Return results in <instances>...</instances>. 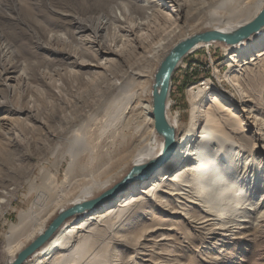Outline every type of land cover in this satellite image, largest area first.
Returning <instances> with one entry per match:
<instances>
[{"label":"bare ground","instance_id":"6f19581e","mask_svg":"<svg viewBox=\"0 0 264 264\" xmlns=\"http://www.w3.org/2000/svg\"><path fill=\"white\" fill-rule=\"evenodd\" d=\"M5 2L8 12L2 11L7 21L4 26L23 35L25 40L20 45L26 48L28 40H32L38 49L66 55L67 63L77 67L80 75L69 85L101 83L106 103L102 134L96 137L88 128L90 121L81 124L83 114L76 109L83 96H67L63 86L52 84L55 94L39 98L45 104L43 112H39L38 99L34 97L26 106L13 107L0 95V111L11 114L0 117L5 124L0 125V135H9L14 144L36 145L38 141L32 133L39 129L43 136L40 140L53 149L54 167L59 166L60 155L63 157V146L68 156L64 177L58 184L54 176L46 173L35 188H30L33 200L3 234L2 250L7 252L3 264L12 262L17 256L15 251L66 212L48 240L22 264H127L126 255L137 259L138 263L131 264H143L148 261L143 258L151 252L159 254L154 250L157 246L150 245H163L175 236L181 238V232L172 224L179 216L195 236L206 239L218 235L222 242L237 248L240 243L264 235V210L249 214L256 210L245 203L253 198L252 192L237 191L234 180L239 175L237 161L242 156L238 153L246 152L242 146L248 140L253 141L254 152L264 160V84L262 93L250 85L256 75L264 74V25L233 44L198 41L177 61L175 69L188 55L211 47L222 48L226 56L225 70L215 69L214 80L206 79L186 89L189 107L185 122L171 111L168 99L167 126L157 129L153 101L157 71H147L149 62L161 64L178 43L194 35L212 30L233 33L250 23L262 11L264 0H210L200 2L201 7L194 0ZM185 7L188 10L183 13ZM136 8L141 10L143 20L130 23L127 16H132ZM161 17L172 21L153 22ZM65 19L72 30L61 29ZM110 27H118L129 36L117 43L142 53V60L136 66L128 64L119 79H110L111 73L106 70L116 57L123 56L119 43L106 42ZM4 33L0 29L2 57L13 50L11 39ZM95 46L104 61L92 56ZM15 73L13 63L1 67L3 85L11 92L22 75ZM20 119L26 121L25 131L17 128ZM251 131L253 134L247 136ZM105 132L108 134L103 135ZM86 136L94 140L87 150L83 144ZM172 147L174 151L141 179ZM242 168L246 170L245 163ZM256 183L255 189L263 191V196L264 182ZM249 187L244 184L240 189ZM117 192L121 194L113 197ZM91 200L95 201L93 205L85 207ZM260 200L264 203V196ZM184 242L181 246L189 247ZM207 257L205 264L231 261L227 256ZM177 261L164 257L151 263L180 264Z\"/></svg>","mask_w":264,"mask_h":264},{"label":"rangeland","instance_id":"374dc122","mask_svg":"<svg viewBox=\"0 0 264 264\" xmlns=\"http://www.w3.org/2000/svg\"><path fill=\"white\" fill-rule=\"evenodd\" d=\"M194 1L196 6L201 7L202 5H200V2L202 3L210 0ZM142 3L143 1H141L140 5H142ZM5 4V0H0V29L4 30L5 38L9 37L11 39L13 43V50L7 56H0V71L2 66H6L7 63H13L16 65L15 75H19L20 72H22V75L18 78V83L16 84L14 91L11 92L3 85V80L0 74L1 97L10 101V104L11 106L13 105V107L26 106L29 98L34 97L38 99L36 107L39 108V112H43L45 111V104L40 102L39 98L42 95L52 96L55 94V87L52 86V84H57L59 87L63 86L64 92L67 96L71 97L77 93L78 95L83 96V99H80L78 107H76L78 112L83 114V121L81 124L84 122L86 123V120L90 121V125L88 127L90 133H94V136H98L99 133V135H101L102 133L100 127L103 125V122H105L103 109L106 103V90L103 87V84H85L81 87L70 86V81L78 78L80 75L77 67L71 66L67 63L65 60L66 55L60 54L56 56L47 49H38L32 40H28L29 43L26 48L22 47L20 44L25 40L23 35L14 33L7 27L8 25L6 26L7 28L4 26L7 21L6 17L3 16L6 14L2 11L8 12L6 8L7 5ZM187 8H184L183 13L188 10ZM133 10V15L127 16V21L130 23H136L143 20L141 10L138 8ZM77 13H80V16L84 15L78 10ZM174 18L177 17L174 16ZM65 20L66 21H63L64 23H62L61 29L72 30V25L69 21H67V19ZM161 21H167L170 23L172 20L169 17H167V19L165 17H161L157 18L153 22L160 23ZM152 25H154V23H152ZM120 31L121 30L118 29V27L108 28L106 31V42L108 44L118 45L119 42L117 43V41L119 39H125L126 37L129 38V36H125V33H122L123 31ZM55 44L60 46L58 43ZM119 45H121V43H119ZM95 47L92 49V56L97 55L101 61H104L99 56L100 50L97 46ZM133 49L134 48L131 46H119V53H122L123 56L121 59L118 57L115 58L114 56L115 60H113L111 65L106 69L108 73H111L109 74L110 79L121 78V74H123L128 64L136 66L138 61L142 60L141 50ZM124 58L125 60L123 61L122 59ZM225 58L226 56L222 48L211 47L209 49L199 50L194 54L188 55L185 60L173 71L169 91V100L172 104L171 111L179 114L183 122H185L188 117L189 107V103L186 99V89L192 84L205 81L206 79L214 80L215 69L220 72L225 70L226 66L223 63ZM159 65V62H149L147 71L149 72L153 68L154 71H157ZM24 75L25 78L23 79ZM94 81H96V79ZM263 84L264 74H258L255 78L250 80V85H252L253 90L257 93H262ZM5 114V111H0V117ZM6 115L10 116L11 114ZM56 119L57 114L53 120L55 121ZM25 122L26 121L24 119H20L17 124V128L25 131V128H23L24 126L27 128V124ZM0 125L5 126L3 122H0ZM105 133L103 135L108 134ZM28 134L30 135V133ZM77 134H79V132H77ZM252 134L253 133L251 131L246 135L251 136ZM32 136L36 137L38 141L37 144L34 145V143H30L29 146H26L24 143L14 144L13 140L9 139V135H0V264H3L5 258L7 257V252L2 250V246L4 245L3 234L8 229L9 224L17 222L19 213L21 211H25L30 202L33 200L34 193L31 192L30 188H35V186L40 183L42 176L46 173V175L49 174V176H54L55 184H58L64 177L63 172L68 161V156L65 154L66 146H63V150L65 149L63 151V157L60 155V159L57 161V163L59 162V166L56 168L53 166V149L52 147L46 146L47 142L43 143V140H40L43 139L41 131L39 129L35 130L32 133ZM118 137L119 136L117 134V138ZM85 139L86 140L83 141V144L84 148L87 150L92 145L94 140L89 141L88 136H86ZM102 139L103 138L99 141H102ZM50 144H53V142ZM242 148H244L246 152L241 151L238 153V150H236V154L238 153L239 157L241 154L242 156L241 159L237 161V175H239L237 177L235 176V185L237 191L241 193L246 192L249 194L252 192L253 198L251 200L247 199L245 203L249 204V207L256 209L255 214H249L256 215L258 213H262L264 210V203L260 200L264 195L262 196L263 191L255 189L256 187L253 183L257 184L256 182H264V160L254 152L252 140H248L245 145L243 144ZM252 153H254V155ZM244 163L246 170H242ZM230 173L234 175L233 171H230ZM244 184L249 185V189L241 190V185L244 186ZM227 193H229V191ZM118 194L120 195L121 193L118 192ZM225 195L228 194L225 193ZM174 220L175 222L172 224L177 227L179 232H181V238L175 236L173 237L174 240L167 241L166 243H163V245H150V247L157 246L154 250L157 253L159 252V254L151 252L149 256L143 258L144 260H148L143 261V264H152L151 262H158L164 257H170L174 260H178L177 262L180 264H197L200 263L201 260L203 261L204 258L207 259V256H219L220 258L227 256L229 258L228 260H231L223 261L217 264H234L232 263L234 261L242 264H264V235H258L251 241H247L242 244L240 243L237 248L236 245L234 246L233 244H228L226 241L222 242V238L218 235L206 238L207 240L205 237L195 236V231L188 224H183L180 216L176 217ZM183 241H186L189 247L187 246V248H184V246H181ZM160 243L161 242H159V244ZM27 244L15 251L14 256H16L17 253ZM102 255H105V253ZM128 256L129 255L124 256L125 263L131 264L132 261L138 263L134 256ZM232 256H234L233 259ZM203 263L205 264L204 261Z\"/></svg>","mask_w":264,"mask_h":264},{"label":"water","instance_id":"95a60500","mask_svg":"<svg viewBox=\"0 0 264 264\" xmlns=\"http://www.w3.org/2000/svg\"><path fill=\"white\" fill-rule=\"evenodd\" d=\"M262 25H264V7L262 11L255 17L250 23L240 27L233 33H221L218 31H206L201 34L194 35L176 45V47L170 51V53L161 62L155 75V83L153 87V101L154 111L156 114V127L159 129L161 126H167L165 120L166 104L169 99L170 81L175 70L177 61L198 41H211L219 40L228 44L239 42L241 39L249 36L251 33L257 31ZM170 134V133H169ZM174 151L172 147L160 161L154 163L152 167L141 176V179L147 178L153 171V168L161 164L168 155ZM117 193H113L112 196H116ZM95 201H87L84 204L85 207L93 205ZM79 208V207H76ZM74 209V207H73ZM72 209V210H73ZM67 213V212H66ZM63 213L56 217L49 227L38 237L27 244L21 249L15 259L9 264H22L35 250L42 246L45 241L51 236L55 229L59 226L61 219L65 216Z\"/></svg>","mask_w":264,"mask_h":264}]
</instances>
